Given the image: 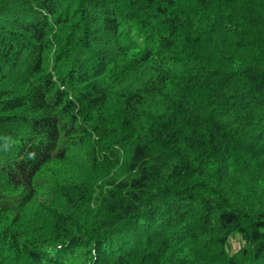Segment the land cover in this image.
Masks as SVG:
<instances>
[{
    "label": "trees",
    "instance_id": "1",
    "mask_svg": "<svg viewBox=\"0 0 264 264\" xmlns=\"http://www.w3.org/2000/svg\"><path fill=\"white\" fill-rule=\"evenodd\" d=\"M0 264H264V0H0Z\"/></svg>",
    "mask_w": 264,
    "mask_h": 264
},
{
    "label": "rangeland",
    "instance_id": "2",
    "mask_svg": "<svg viewBox=\"0 0 264 264\" xmlns=\"http://www.w3.org/2000/svg\"><path fill=\"white\" fill-rule=\"evenodd\" d=\"M232 242H233V244H234L235 247L239 246V242L240 241L237 238L236 239H233Z\"/></svg>",
    "mask_w": 264,
    "mask_h": 264
}]
</instances>
